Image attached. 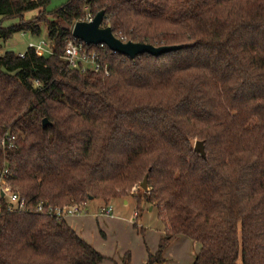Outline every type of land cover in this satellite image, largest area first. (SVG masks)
Returning <instances> with one entry per match:
<instances>
[{
  "label": "trees",
  "instance_id": "16d2710c",
  "mask_svg": "<svg viewBox=\"0 0 264 264\" xmlns=\"http://www.w3.org/2000/svg\"><path fill=\"white\" fill-rule=\"evenodd\" d=\"M48 4L0 0V17L19 20L0 41L44 29L49 52L0 55V171L27 209L2 201L0 264H101L64 219L35 207L129 195L165 226L145 264H163L176 236L199 245L192 264H264V0ZM100 11L121 42L181 48L131 60L90 46L108 76L70 69L72 26ZM145 176L148 192L130 194Z\"/></svg>",
  "mask_w": 264,
  "mask_h": 264
},
{
  "label": "crops",
  "instance_id": "0c3cea01",
  "mask_svg": "<svg viewBox=\"0 0 264 264\" xmlns=\"http://www.w3.org/2000/svg\"><path fill=\"white\" fill-rule=\"evenodd\" d=\"M94 203H96L95 200H91L86 203L85 214L68 216L64 218V221L82 240L89 245H92L90 242L91 240L95 242V227H97L102 237L105 236L106 238V233H108L109 236H113V238H115L114 242L120 244L118 248L119 255L116 256L114 260L111 258V255H105L103 256L105 257V260L101 264L123 263L127 255L129 256V264H145L148 256L154 255L157 252L159 240L165 234V226H163V228L161 227V229H163V233L160 231L157 234H153V239L150 242V233H145L146 229L144 228V217L142 215L144 209L147 214H151L155 209L153 206L144 204L146 208L142 209L140 212L138 210L139 213L137 215L135 213L137 209L134 204L132 215L130 214L129 217L126 218L124 215L126 214V210L130 208L128 207L129 201L122 200L120 202L121 207L116 208V211H119L121 215H116L115 208L112 204H108L112 207V212L109 216H101L98 215V212L89 210ZM93 207L100 206L96 203ZM139 232L144 233V238L140 241L137 236V233ZM127 236L129 239H133L132 244L126 243ZM91 247L94 248V246ZM198 251L199 245L197 243L192 242L183 236H176L162 252V259L164 261L163 264H192Z\"/></svg>",
  "mask_w": 264,
  "mask_h": 264
},
{
  "label": "rangeland",
  "instance_id": "374dc122",
  "mask_svg": "<svg viewBox=\"0 0 264 264\" xmlns=\"http://www.w3.org/2000/svg\"><path fill=\"white\" fill-rule=\"evenodd\" d=\"M67 3V0H49V4L46 7V11L47 12H53L56 9L60 8L61 6L65 5ZM36 16V13H30V14H25L24 16V20H28L30 18H33ZM48 20H50V18H48ZM18 19H3L0 17V27L2 28H7L10 27L14 24L18 23ZM45 30L42 29L41 31V35L39 37H31L28 34H24V33H17L12 35L7 41L2 42L0 41V55H2L5 52H12L15 55L21 54L23 53L27 47L29 43H34V44H38L41 41H44L46 43V39H45ZM37 53L41 56H47L49 54L46 46L43 49L37 50ZM194 146V143H193ZM140 186V185H139ZM134 187L130 194H134V196L140 194L141 192H143L140 187ZM129 201V206L130 207L128 210H126V214L124 215L126 218L129 217V215H132V209L134 207H136V199H134L131 195H129L128 197L122 198V199H117V200H112L110 201L108 204H112V206L115 208V214L116 215H121L119 213V211H116V208L121 207V201ZM89 202V201H88ZM95 202L100 206V207H105L107 205H104L103 203H101V201L99 200H95ZM96 203L92 204V207L89 209L91 211H96L98 212L100 207H93L94 205H96ZM140 211L144 208H146V206L144 204H140ZM128 211V212H127ZM139 211V212H140ZM138 210L135 211V213L138 215ZM143 217H144V228L145 233H150V237H149V241L151 242L153 239V234H157L161 231V233H163V229H161V227L163 228L164 224L162 223V221L160 219H158V210L155 208L153 210V212L151 214H147L146 210H143L142 213ZM139 224V223H138ZM140 228V227H139ZM132 229V228H131ZM95 242L94 241H90L92 245L90 246H94V248L96 249V251L101 254L102 256L105 255H111V258L114 260L116 258V256L119 255L118 252V248H119V243H115V238H113V236H109L108 233H106V238L105 236L102 237V235L99 233V230L97 229V227H95ZM144 233H137V236L139 237V241L142 240L144 238L143 236ZM134 238V237H133ZM133 239H129V237L127 236V241L126 243H131L132 244ZM93 248V249H94ZM111 254H110V253ZM127 259V256H126ZM126 259L124 260L123 263L120 264H129L128 262L126 263Z\"/></svg>",
  "mask_w": 264,
  "mask_h": 264
},
{
  "label": "built area",
  "instance_id": "2783aa9c",
  "mask_svg": "<svg viewBox=\"0 0 264 264\" xmlns=\"http://www.w3.org/2000/svg\"><path fill=\"white\" fill-rule=\"evenodd\" d=\"M93 17L86 13L84 19L81 22H91ZM47 44L44 41L39 42L38 44L29 43L27 48L40 50L43 49ZM20 58H23L24 54H18ZM63 60L67 63L70 69H75L84 72L92 73H102L104 76H108L105 66H102L99 55L96 51L89 49L84 43L71 37L66 42L64 51H63ZM8 170L4 169L0 171V208L4 202L7 207V211L10 213L14 212H26V204L23 199L19 197L18 194L13 192L8 185ZM3 201V202H2ZM85 205L86 203L73 204L64 207H50L48 204L39 203L35 207L36 213H46L49 217L55 219H64L68 216H77L85 214ZM112 212V207L107 205L102 207L98 211V215H107L109 216ZM136 216V214H135Z\"/></svg>",
  "mask_w": 264,
  "mask_h": 264
},
{
  "label": "water",
  "instance_id": "95a60500",
  "mask_svg": "<svg viewBox=\"0 0 264 264\" xmlns=\"http://www.w3.org/2000/svg\"><path fill=\"white\" fill-rule=\"evenodd\" d=\"M104 17V11L96 13L91 22H76L71 28V37L84 43L86 46H105L109 51L119 54L123 57H127L134 60L141 55H149L151 57H159L176 50H179L181 46H166V47H153L151 45L133 43V42H121L112 33L110 27H102V21ZM49 125L48 121L44 119L42 121V127ZM193 151L205 159V151L203 143L195 141ZM140 189L143 193L148 192L147 188V176L144 177L140 184ZM92 199L89 198V201Z\"/></svg>",
  "mask_w": 264,
  "mask_h": 264
}]
</instances>
